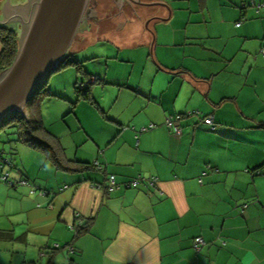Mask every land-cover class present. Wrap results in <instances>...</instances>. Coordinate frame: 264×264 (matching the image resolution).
<instances>
[{
  "label": "crops",
  "instance_id": "1",
  "mask_svg": "<svg viewBox=\"0 0 264 264\" xmlns=\"http://www.w3.org/2000/svg\"><path fill=\"white\" fill-rule=\"evenodd\" d=\"M24 1L0 0V20ZM200 1L135 0L147 3L143 13L129 0H96L91 17L102 37L93 40L113 53L97 72L75 57L82 68L68 72L69 118L58 125L39 114L65 165L89 169L62 170L15 137L0 138V178L15 182L0 180V243L9 245L0 256L22 255L21 264H264V0ZM92 72L102 79L85 97L75 84ZM190 111L212 114L215 130L197 115L180 120L181 134L166 126L168 116ZM96 161L102 169L91 167ZM111 176L120 188H106ZM138 177L147 182L124 185ZM198 237L206 241L199 251Z\"/></svg>",
  "mask_w": 264,
  "mask_h": 264
},
{
  "label": "water",
  "instance_id": "2",
  "mask_svg": "<svg viewBox=\"0 0 264 264\" xmlns=\"http://www.w3.org/2000/svg\"><path fill=\"white\" fill-rule=\"evenodd\" d=\"M90 2L27 0L20 6L24 17L18 15L20 19L15 20L21 25L18 52L13 64L0 74V124L16 112L25 113L37 88L65 60Z\"/></svg>",
  "mask_w": 264,
  "mask_h": 264
},
{
  "label": "trees",
  "instance_id": "3",
  "mask_svg": "<svg viewBox=\"0 0 264 264\" xmlns=\"http://www.w3.org/2000/svg\"><path fill=\"white\" fill-rule=\"evenodd\" d=\"M15 23L0 25V44L2 50L0 52V74L5 72L14 62L18 52L19 29ZM68 66H74L78 71H81L82 63L78 62L75 56L68 54L65 60L51 72L55 74ZM49 76L45 82L37 88L34 95L30 99L25 109V113L16 112L10 115L0 124V131L7 127L15 128L16 143L27 145L35 150L44 152L50 160H52L60 169L65 171H84L89 169V166L78 161H70V166L65 165L63 149L56 138L44 125L40 117V103L48 97L52 96L51 88L49 87ZM91 77L88 78V81ZM84 84V89L80 90L79 83L75 84L77 92L86 97L90 82ZM95 165L91 166L94 167ZM82 230V229H81ZM0 237H7L1 236Z\"/></svg>",
  "mask_w": 264,
  "mask_h": 264
},
{
  "label": "rangeland",
  "instance_id": "4",
  "mask_svg": "<svg viewBox=\"0 0 264 264\" xmlns=\"http://www.w3.org/2000/svg\"><path fill=\"white\" fill-rule=\"evenodd\" d=\"M9 1V0H8ZM16 0H12L13 3H15ZM94 3H96V0H93ZM112 0H109V2L107 3V6H112L111 3ZM200 4L201 1L199 0ZM198 2V3H199ZM177 4L179 5H183L185 4V6L188 5V3L186 1H179ZM176 4V5H177ZM138 6L141 7V12L145 13L147 12V6L146 5H142V4H137ZM109 6V7H110ZM90 8H88L86 10L85 13V17L87 19H89L87 16L90 13ZM185 12H189L188 10H183ZM112 12V10H111ZM127 15L128 12H126ZM13 14V16H12ZM10 16H8L6 19H1L0 21L6 22V24H12L15 23L18 26L19 29V36H20V32H21V25L19 22H15L14 20H18L20 19V17L18 18L17 16H22L24 17L23 14H21V12H17V13H12ZM12 17H17L15 19H11ZM90 20H92L90 18ZM86 20L87 22H84L79 30V32L77 33L75 40H79L81 39L80 43L75 42L74 50L73 52H76L75 57L77 59H79L80 61L84 62L83 66H84V70H88L91 69V71H99L101 68L104 69V63H105V58L104 57H108L111 56V54L113 53V50L111 48H109L107 45H105L104 42L102 41H96L93 39H98L99 36L102 37L100 35L99 32L96 31L97 26L95 24V21L92 20ZM147 23V22H146ZM163 24H168L163 23ZM175 27H178L177 22L175 21L174 23ZM173 28V27H170ZM85 31V34H83ZM78 45V47H76ZM71 49V48H70ZM137 49L135 48L131 53V57L132 58H137ZM71 67V68H69ZM66 69V68H65ZM62 69L61 70V74L59 75L58 73L52 74V78H51V84L50 85H54L55 87L57 85H60L58 88L60 89V93L57 94L56 97H48L46 99H44V103H41V109H40V114L44 117V119L46 118L47 120L50 119L51 121H54V119H56V121H58L56 124L60 125V123L63 122L64 118L67 119L69 118L71 115H67L65 113V110H67V106L71 105L70 102L68 101V97H71L72 93L75 92L74 90V83L72 82V78L70 77L71 74L75 75L76 72V67H72V66H68L67 69ZM69 70H72L73 72H70L71 74L69 75L68 72ZM94 74V72H92ZM78 75V74H77ZM95 76L92 77H101L98 74H94ZM81 77V75H79ZM83 76V75H82ZM102 79V77L100 78ZM90 81H86L85 83H89ZM72 83V84H71ZM80 84V82H78ZM69 108V107H68ZM67 113V112H66ZM50 123V122H49ZM15 133V128L13 127H7L6 129L0 131V138L4 140H12L16 135ZM2 141V142H3ZM1 146V143H0ZM3 161L1 162V164H3ZM7 244L5 243H0V249L3 250L4 248H6ZM4 256H0V264H21L23 261L24 256L22 255H17L14 253L11 254H2ZM38 257V256H36ZM39 257L37 258V261H39ZM38 263V262H37ZM45 264H47V261L45 262Z\"/></svg>",
  "mask_w": 264,
  "mask_h": 264
},
{
  "label": "built area",
  "instance_id": "5",
  "mask_svg": "<svg viewBox=\"0 0 264 264\" xmlns=\"http://www.w3.org/2000/svg\"><path fill=\"white\" fill-rule=\"evenodd\" d=\"M261 8H264V3L258 5L257 7V10L259 11ZM240 25V23L238 24V26ZM263 55H264V51H263ZM97 79V77H91L90 78V83L92 82H95ZM84 84H79L78 87L80 88V90H83L84 89ZM198 117L199 121L202 123V124H205L207 126H209L211 128V130H215L216 128V124H215V119H214V116L212 114L208 115V116H200L199 112L197 113L196 111H190L186 114H183V115H178V116H168V118L166 119V126L172 128L174 130L175 133L177 134H181V126H180V120L183 119V118H188V117H191V116H196ZM154 127H156L155 124H151L149 127H145V128H142L141 131H147V130H150V129H153ZM95 167L99 168V169H102V166L98 163V161H96L94 163ZM0 180L2 181H6V182H10L11 184H15V182L13 180L10 179V176L8 173L4 174ZM110 181H111V184L109 186H106V188H110V189H113V187L115 188H120V185H117L115 183V180H114V176H111L110 177ZM143 181L147 182V179L145 178H142V177H138L136 179H133L131 180L130 182H127L126 184H124L127 188H132V187H137L139 186L141 183H143ZM148 182L151 184V185H154L156 182H157V179L156 178H150L148 180ZM22 184H27L25 181L22 182ZM83 226V223L80 222L79 225L77 227H74V226H71V229L72 230H75L76 233H78V231L81 230ZM206 244V241L202 238V237H198L194 240V249L199 251L204 245ZM58 248V247H57ZM69 249V254L72 255L74 253V248L72 246H69L68 247Z\"/></svg>",
  "mask_w": 264,
  "mask_h": 264
},
{
  "label": "flooded vegetation",
  "instance_id": "6",
  "mask_svg": "<svg viewBox=\"0 0 264 264\" xmlns=\"http://www.w3.org/2000/svg\"><path fill=\"white\" fill-rule=\"evenodd\" d=\"M27 2V0H25L23 3H26ZM94 6H95V3H94V1L93 0H91V2H90V4H89V7L88 8H90L89 10H90V13H89V15L87 16L89 19H87L86 17L84 18V21L82 22V24L84 23V22H87L86 20H90V18L92 19V10H93V8H94ZM15 21V20H14ZM82 24H81V26H82ZM81 26H80V28H81ZM80 30V29H79Z\"/></svg>",
  "mask_w": 264,
  "mask_h": 264
}]
</instances>
